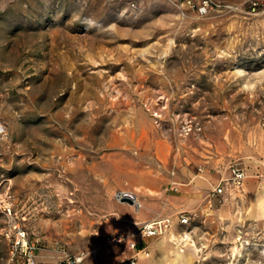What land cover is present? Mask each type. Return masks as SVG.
Listing matches in <instances>:
<instances>
[{"label":"rangeland","instance_id":"1","mask_svg":"<svg viewBox=\"0 0 264 264\" xmlns=\"http://www.w3.org/2000/svg\"><path fill=\"white\" fill-rule=\"evenodd\" d=\"M207 1L0 0V264H264V0Z\"/></svg>","mask_w":264,"mask_h":264},{"label":"built area","instance_id":"2","mask_svg":"<svg viewBox=\"0 0 264 264\" xmlns=\"http://www.w3.org/2000/svg\"><path fill=\"white\" fill-rule=\"evenodd\" d=\"M178 3H182L188 8L197 9L200 13H205L209 7V2L207 0H176ZM245 180V172L238 166H233L230 169V179L229 182L239 189ZM226 190V182L221 180L218 185L213 190V196H221ZM185 223V220L182 221ZM167 220H157L145 223L140 232L139 236L142 238H151L155 236H162L166 233L168 228ZM16 232L12 243V256H18L22 264H39L36 261V247L33 242L29 241L26 231L15 227ZM130 248L134 251L131 258L119 262L117 264H137L139 253H141L136 246V243H131ZM49 264H84L83 256H75L73 258H67L63 261L52 262Z\"/></svg>","mask_w":264,"mask_h":264},{"label":"bare ground","instance_id":"3","mask_svg":"<svg viewBox=\"0 0 264 264\" xmlns=\"http://www.w3.org/2000/svg\"><path fill=\"white\" fill-rule=\"evenodd\" d=\"M201 177H203V178H206L207 177V174L206 173H203L202 175H201ZM135 198V197H134ZM136 199V198H135ZM163 237V236H162ZM179 239H180V243L182 244V243H185V242H187L188 241V236L187 235H182V236H180V237H178ZM174 240H176V237H175V233H174V231H173V229L172 230H170L168 233H166L165 235H164V237L159 241V244L157 245V246H159V247H163V246H165V244H166V242H172V241H174ZM147 255V253H144V256H146Z\"/></svg>","mask_w":264,"mask_h":264},{"label":"crops","instance_id":"4","mask_svg":"<svg viewBox=\"0 0 264 264\" xmlns=\"http://www.w3.org/2000/svg\"><path fill=\"white\" fill-rule=\"evenodd\" d=\"M210 181V179L208 178V176H207V178H203V177H200L199 178V181H198V185H200V184H202V185H204V184H206V183H208L209 181ZM201 186V185H200ZM202 187V186H201ZM184 192H186V191H184ZM192 192H194V191H192ZM192 192H187V193H185L184 195H185V197L188 199V200H199V199H201L202 198V195L200 194V193H198V192H195V193H192ZM150 222V221H149Z\"/></svg>","mask_w":264,"mask_h":264},{"label":"water","instance_id":"5","mask_svg":"<svg viewBox=\"0 0 264 264\" xmlns=\"http://www.w3.org/2000/svg\"><path fill=\"white\" fill-rule=\"evenodd\" d=\"M123 200L127 203H129L130 205H133L135 202V198L133 195L131 194H125L123 195Z\"/></svg>","mask_w":264,"mask_h":264}]
</instances>
